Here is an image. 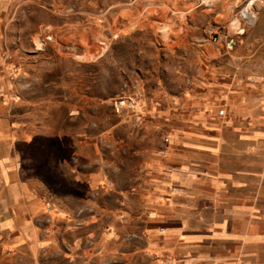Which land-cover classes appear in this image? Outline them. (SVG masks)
I'll return each mask as SVG.
<instances>
[{
  "label": "rangeland",
  "instance_id": "1",
  "mask_svg": "<svg viewBox=\"0 0 264 264\" xmlns=\"http://www.w3.org/2000/svg\"><path fill=\"white\" fill-rule=\"evenodd\" d=\"M249 2L0 0V118L43 206L26 239L0 229V264H264V6L230 23ZM249 153L253 258L234 191L184 184Z\"/></svg>",
  "mask_w": 264,
  "mask_h": 264
},
{
  "label": "crops",
  "instance_id": "2",
  "mask_svg": "<svg viewBox=\"0 0 264 264\" xmlns=\"http://www.w3.org/2000/svg\"><path fill=\"white\" fill-rule=\"evenodd\" d=\"M4 101V100H3ZM0 96V113L4 110L5 105ZM251 117L254 121L260 120L261 116L256 111H251ZM7 123L4 119L0 118V229L4 231H24L21 233L20 240L26 239L30 235V232H26L31 224L30 215L42 209V205H32L30 200L31 186L27 181L22 178L20 171L12 164L15 160V154L11 151L7 145L12 143V136L7 135L5 130ZM245 125V124H244ZM242 126H236L238 129H242ZM247 128V126H243ZM201 129H205V132H211L210 126L202 125ZM237 134L241 132H236ZM196 141V140H195ZM198 141L206 142L205 139ZM242 144L255 143L257 141V135L250 134L248 136H242L239 140ZM198 143V142H195ZM197 154L190 155V160L202 161V158L196 157ZM205 155L214 157L215 154L211 152L205 153ZM248 158L243 166L239 165V169L234 174L226 176L215 175L208 171H204L202 175L194 176V178L185 176L184 184L186 186L191 185L199 186L202 182L206 186L210 187L213 191H220L224 187L231 188L234 191V208L229 211L232 219L231 227L233 232L238 237V240L244 247V253L252 257L253 242L256 241L257 234L253 232L257 222L253 218L255 207L254 199L255 192H257V177H256V157L254 154L249 153L246 155ZM206 164H210L213 169L217 165L211 162V159L206 160ZM242 167V168H241ZM186 174V172H185ZM229 174V173H228ZM196 177V178H195ZM231 177V178H228ZM204 181V182H203ZM222 181L225 186H220L219 182ZM174 200V198H171ZM42 206V207H41ZM228 213V214H229ZM185 219L183 216H177L171 220V222H182ZM223 222V221H222ZM36 249V247H34ZM238 264V263H233Z\"/></svg>",
  "mask_w": 264,
  "mask_h": 264
},
{
  "label": "built area",
  "instance_id": "3",
  "mask_svg": "<svg viewBox=\"0 0 264 264\" xmlns=\"http://www.w3.org/2000/svg\"><path fill=\"white\" fill-rule=\"evenodd\" d=\"M261 4L264 6V0H250V2L247 4V7L245 9L240 10L230 21L231 27L233 29L238 30V32L242 33L244 32V29H246L247 25L251 22V10L249 9L250 4ZM264 107V102H263ZM222 114L225 113V110L221 112Z\"/></svg>",
  "mask_w": 264,
  "mask_h": 264
}]
</instances>
